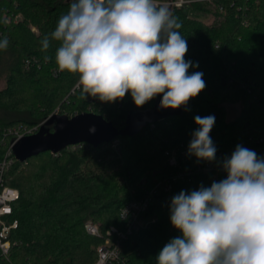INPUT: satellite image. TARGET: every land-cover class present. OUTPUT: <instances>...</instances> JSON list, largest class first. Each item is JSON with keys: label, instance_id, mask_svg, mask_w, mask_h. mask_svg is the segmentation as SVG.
<instances>
[{"label": "trees", "instance_id": "16d2710c", "mask_svg": "<svg viewBox=\"0 0 264 264\" xmlns=\"http://www.w3.org/2000/svg\"><path fill=\"white\" fill-rule=\"evenodd\" d=\"M16 1L24 20L3 27L9 45L0 50V60L8 58L5 87L0 89L1 142L2 130L41 124L55 112L70 118L94 113L122 130L132 113L154 106L158 96L142 107L134 104L130 94L115 102L81 98L76 88L78 74L56 67L58 43L52 41L47 51L41 50V40L50 37L72 0ZM193 1L188 6L214 20L206 23L189 16L188 6L168 7L187 39L185 59L198 64L189 73L202 72L206 88L180 116L142 126L135 136L99 147L83 143L57 155L45 153L24 163L16 161L5 180L21 194L14 206L19 229L12 234L10 259L0 256V264H94L109 229H125L122 209L141 199L156 180L170 172L168 153L188 148L197 115L215 116L211 138L216 153L233 152L237 145H257L264 134V0ZM45 56L51 59L46 62ZM234 84L246 90V97L236 117L229 120L227 94ZM1 142L0 162L6 153V144ZM189 162L193 164L192 156ZM201 185L211 186L210 175L198 173L191 182H179L171 194L157 199L144 216L155 222L128 235L119 258L111 264H156L165 244L182 236L170 222L172 197ZM88 221L99 226V236L86 231Z\"/></svg>", "mask_w": 264, "mask_h": 264}, {"label": "clouds", "instance_id": "9594fccd", "mask_svg": "<svg viewBox=\"0 0 264 264\" xmlns=\"http://www.w3.org/2000/svg\"><path fill=\"white\" fill-rule=\"evenodd\" d=\"M181 26L158 0H72L41 50L58 43L56 67L78 74L81 98L115 102L130 94L142 107L161 96L160 107L175 110L206 88L202 72L189 73L198 64L185 59ZM8 45L0 39V50ZM194 123L188 155L215 161V116ZM222 168L226 179L172 197L170 222L182 236L165 244L156 264H264V157L237 145Z\"/></svg>", "mask_w": 264, "mask_h": 264}, {"label": "built area", "instance_id": "2783aa9c", "mask_svg": "<svg viewBox=\"0 0 264 264\" xmlns=\"http://www.w3.org/2000/svg\"><path fill=\"white\" fill-rule=\"evenodd\" d=\"M193 2V0H172L168 2L158 0V3L162 5L177 8H183ZM18 7L16 0H0V39L6 35L3 27L18 25L24 20L23 14L18 11ZM31 29L33 32H37L34 26H31ZM30 64V60H27L26 65ZM74 92L75 90H73ZM54 114L59 113L55 112ZM47 120L31 127L19 124L2 130L4 136L2 142L6 144V153L0 162V256L6 260H9L11 255L12 234L19 229V221L14 218V206L20 200L21 194L19 190L7 185L5 173L18 161L14 154L16 144L25 137L37 134ZM256 144L254 148H250L248 145L242 146L254 150L258 156L264 157V134L256 140ZM231 154L232 152L216 153V160L212 162L197 161L192 156L193 164H191L189 162L188 148H184L181 152L172 150L168 153L170 172L156 180L153 187L141 199L128 203L122 209L121 218L126 223L125 229L121 230L116 227L109 229L105 244L97 248L98 257L94 264H111L116 261L120 255L122 241L133 231L155 222V219H146L144 217L145 214L157 199L163 195L171 194L179 182H191L198 173L210 175L211 184L214 181L219 182L222 179H226L227 174L223 171L222 162L226 157H230ZM85 229L93 236L100 235L99 226L91 221L85 224Z\"/></svg>", "mask_w": 264, "mask_h": 264}, {"label": "water", "instance_id": "95a60500", "mask_svg": "<svg viewBox=\"0 0 264 264\" xmlns=\"http://www.w3.org/2000/svg\"><path fill=\"white\" fill-rule=\"evenodd\" d=\"M161 98V96L156 98L152 108L132 113L122 130L103 116L94 113L87 112L72 118L54 114L48 118L37 134L25 137L16 144L15 157L19 162L24 163L41 154L57 155L70 146L83 143L99 147L120 137L135 136L142 126L162 123L183 113L184 107L175 110L161 108Z\"/></svg>", "mask_w": 264, "mask_h": 264}, {"label": "rangeland", "instance_id": "374dc122", "mask_svg": "<svg viewBox=\"0 0 264 264\" xmlns=\"http://www.w3.org/2000/svg\"><path fill=\"white\" fill-rule=\"evenodd\" d=\"M186 11L189 14V16L204 21L206 23H210L214 20V17L212 15L199 12L193 9L192 6H188L186 8ZM7 60H8L7 57L2 58L0 60V89H3L6 83L7 70L5 66ZM227 96L229 98V101L227 102V112H228L227 118L229 120H233L236 117L237 113L239 112V107L241 102L246 97V90L243 87L239 86V84H234L232 89L228 92Z\"/></svg>", "mask_w": 264, "mask_h": 264}]
</instances>
